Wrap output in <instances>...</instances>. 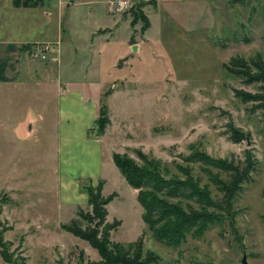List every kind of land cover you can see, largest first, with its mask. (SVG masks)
<instances>
[{"label":"rangeland","instance_id":"rangeland-1","mask_svg":"<svg viewBox=\"0 0 264 264\" xmlns=\"http://www.w3.org/2000/svg\"><path fill=\"white\" fill-rule=\"evenodd\" d=\"M179 12L177 18L187 24V31L167 17L171 20H167L166 31L172 37L165 31L163 40L154 43L153 54L145 52L131 62L128 29L123 28L94 57L99 65L95 68L92 62L87 78L96 84L89 80L86 93L93 103L108 107L110 124L102 137L95 124L84 133L94 123L89 116L70 136L62 129L59 137L54 122L59 97L51 83L0 85V264H8L1 252L10 264H81L82 254L86 262L100 261L87 241L63 228L76 222L85 234L95 230L105 234L86 192L100 176L107 181L103 194H117L106 206L107 223H120L111 232V241L128 245L142 239L143 259L152 257V264H243L244 259L245 264H264V112H253L251 103L235 95L236 90L255 93L258 86L247 85L227 71L235 59L264 58V0H187ZM1 13L0 20L4 18ZM121 14L132 22L135 19L132 10ZM35 19L30 30H12L11 37L41 39L57 34L56 21L46 31L43 19ZM137 24L135 40L145 32L143 22ZM36 45H50L53 52L46 59L26 55L25 62L56 68L59 46L39 42L22 45L21 50L25 54ZM82 62L90 61L83 56ZM40 111L44 114L41 121L28 120ZM231 126L240 129L246 139L232 141ZM86 135L89 140L102 139L103 153L86 143ZM195 151L237 161L251 152L259 163L233 203V220L188 235L179 248H169L156 241L144 223L138 191L127 183L113 156L127 155L141 164V152L160 160L159 171L167 177L192 170L216 195L200 166L184 161ZM59 169L62 177L73 178L79 195L74 188L66 192ZM69 199L79 202V208L68 205Z\"/></svg>","mask_w":264,"mask_h":264},{"label":"trees","instance_id":"trees-1","mask_svg":"<svg viewBox=\"0 0 264 264\" xmlns=\"http://www.w3.org/2000/svg\"><path fill=\"white\" fill-rule=\"evenodd\" d=\"M137 4V7L133 6L131 9L135 18L132 25L135 26L142 21L143 31H146L150 23L141 12L144 3L140 1ZM227 71L242 79L247 85L258 86L255 93L236 90L235 95L243 103H251L253 112H264V58L257 55L248 61L235 59L227 66ZM107 111L106 105L100 107L96 121L99 137L104 135L110 124ZM231 131L230 139L235 143H241L246 139V135L240 129L231 126ZM138 156L141 164L121 154H114L113 160L127 183L138 191L137 198L144 211V223L155 240L169 248H179L187 240L188 235L202 234L211 226L222 225L228 219L233 220L235 217L232 212L233 203L243 191L244 185L251 181L252 173L256 171L259 163L251 152L245 153V160L238 161L234 158L214 159L200 151H195L184 158L185 163L200 166L208 175V181L217 192L214 195L209 184H203L202 177L195 176L192 170H182V176L167 177L159 171L160 160L151 159L141 152H138ZM102 191V183L98 188L90 186L86 189L89 202L94 209L93 213L97 214L99 226L106 228L105 234L100 235V230H95L94 234H85L76 226V222L70 226H63L74 236L87 241L100 256L98 262H86L82 254L81 264H152V257L143 259L142 239L128 245L111 241V232L120 223H107L106 206L117 194L105 197ZM1 257L5 263L10 264L6 254L1 252Z\"/></svg>","mask_w":264,"mask_h":264},{"label":"crops","instance_id":"crops-1","mask_svg":"<svg viewBox=\"0 0 264 264\" xmlns=\"http://www.w3.org/2000/svg\"><path fill=\"white\" fill-rule=\"evenodd\" d=\"M0 1L4 2V5L0 6V13L2 12L3 14H1L5 18L0 20V38L2 39L0 41V85L10 86L21 83L24 85L34 83L36 86H46L51 83L52 87L57 89L59 97L54 118V122L58 124L59 137L62 135V129L67 137L70 136L86 116L93 118L94 123L88 125L84 133H88L89 130H93V127L96 126L101 106L93 103L86 93V84L89 80L93 85L96 84V81L87 78L88 72L93 61L96 63L95 68L99 65L94 57H97L103 46L112 42L123 28L128 29L126 44H128L130 49L128 55L131 58V62L135 57L138 58L145 52L153 54L154 43L159 42V40L162 41L166 34L167 20L173 19V22L178 23L182 30L187 31V24H181V21L177 18L180 14V6L185 5L187 0H137L136 4L140 1L144 3L142 11L148 18L150 26L143 32L142 37H137L136 40L134 33L136 34L140 24L132 26L131 18L126 17L124 14L112 13L110 10L111 0ZM35 17L43 19L46 25L44 27L45 30L49 24L53 25L56 21L58 25L57 34L54 37L41 39H31L29 38L31 35L20 39L11 37L12 30L13 32L17 29L30 30L33 27L31 21L36 20ZM167 17L171 19H167ZM69 25L74 29H69ZM76 28L79 30L75 31ZM167 34L172 37L171 33L167 32ZM39 42H55L59 46L58 49L60 50L56 53L59 58V64L56 68L38 67L25 62L27 57L26 53L24 54V51L21 50L22 45ZM83 56L85 59L87 58V61H90L87 65H83ZM82 65L83 69H81ZM118 69L122 70L123 68ZM79 71L81 72L78 73ZM74 75L77 76V79H74ZM81 109L87 110L89 114L82 113ZM42 118H44V114L40 111L32 113L28 120L35 122L41 121ZM97 138L96 140H89L86 135L85 140L86 143L91 142L98 149L101 148L103 153L102 139ZM111 169L110 171L113 172ZM60 172L59 169L60 183H62L64 178L65 187L68 189L66 192L72 191L70 189L74 188L76 195H79L78 185L75 184L74 186L73 178L66 174L62 177ZM106 182L105 177L100 176L98 178L97 183L103 184V191ZM96 184L91 186L95 187ZM103 196L105 195L103 194ZM84 197V201H86V195ZM59 199L62 202L61 194ZM67 204L74 206L76 209L79 208V202L77 201H70L69 199ZM80 211H78V214Z\"/></svg>","mask_w":264,"mask_h":264},{"label":"built area","instance_id":"built-area-1","mask_svg":"<svg viewBox=\"0 0 264 264\" xmlns=\"http://www.w3.org/2000/svg\"><path fill=\"white\" fill-rule=\"evenodd\" d=\"M133 0H111L110 10L114 14H121L133 8ZM53 52V48L50 45L46 46H31L26 51L27 57H32L34 59L42 58L46 59L48 55ZM56 53V52H55ZM54 54V53H53ZM58 61L57 57L54 59Z\"/></svg>","mask_w":264,"mask_h":264},{"label":"water","instance_id":"water-1","mask_svg":"<svg viewBox=\"0 0 264 264\" xmlns=\"http://www.w3.org/2000/svg\"><path fill=\"white\" fill-rule=\"evenodd\" d=\"M243 264H245V259H244V261H243Z\"/></svg>","mask_w":264,"mask_h":264}]
</instances>
